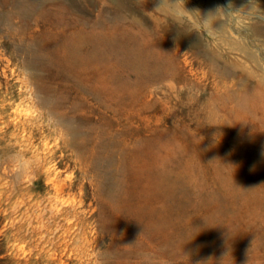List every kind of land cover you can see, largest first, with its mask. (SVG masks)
I'll list each match as a JSON object with an SVG mask.
<instances>
[{
    "label": "rangeland",
    "instance_id": "1",
    "mask_svg": "<svg viewBox=\"0 0 264 264\" xmlns=\"http://www.w3.org/2000/svg\"><path fill=\"white\" fill-rule=\"evenodd\" d=\"M255 3L193 45L155 0H0V157L37 162L0 163V264H264Z\"/></svg>",
    "mask_w": 264,
    "mask_h": 264
},
{
    "label": "clouds",
    "instance_id": "2",
    "mask_svg": "<svg viewBox=\"0 0 264 264\" xmlns=\"http://www.w3.org/2000/svg\"><path fill=\"white\" fill-rule=\"evenodd\" d=\"M249 2L250 8L245 9L241 7L237 9L231 3V0H229L226 5H218L214 10H208L207 14L202 16L199 9H187L185 7L186 0H175L174 3L172 0H155L154 8L151 11L146 10V12L158 14L159 17L163 19L166 27L169 24H175L183 33L187 34L197 32L201 35L202 32L206 31L204 25L211 17H217L216 20L223 19L226 21V24H228L230 21L233 23V25L239 23V21L233 19V14L239 13L240 17L246 18L248 12L251 11V6L253 3H255V0H249ZM145 3L146 0H144V4ZM242 9L245 11H241ZM221 10H223V17L218 16V13H220ZM259 11L264 13V11L260 10V8ZM216 20L212 22V27ZM0 163L10 166L14 173L21 177L26 173L32 172L37 166V162L32 157L19 151H13L3 157H0ZM133 245H126L124 247L130 248ZM100 252L102 253L103 250H100ZM144 258L145 260L152 261L153 264H158V262L154 261V258L150 253L145 254Z\"/></svg>",
    "mask_w": 264,
    "mask_h": 264
},
{
    "label": "bare ground",
    "instance_id": "3",
    "mask_svg": "<svg viewBox=\"0 0 264 264\" xmlns=\"http://www.w3.org/2000/svg\"><path fill=\"white\" fill-rule=\"evenodd\" d=\"M107 1V0H106ZM103 2V1H102ZM110 2V1H109ZM215 8L213 7V6H211V5H208V6H206V8L204 9V11H203V16H205L206 14H207V12H208V10H214ZM137 16V15H136ZM122 17V16H121ZM133 17V16H132ZM118 18H120V17H118ZM116 19V18H115ZM122 19H123V17H122ZM127 19V18H126ZM217 19V17H211L210 19H209V22H211V24H212V22L214 21V20H216ZM84 20V19H83ZM121 21V20H120ZM123 21L125 22V20L123 19L122 20V24H123ZM127 21V20H126ZM137 21V20H136ZM143 22V21H142ZM118 23H120V22H117V24ZM138 23H140V22H137V24ZM113 24V23H112ZM120 25V24H119ZM130 25V24H129ZM136 25V24H135ZM214 27H216L221 33H224V30H225V25H224V23L221 21V19H218V20H216L215 22H214ZM139 26H141V25H139ZM145 26V25H144ZM94 27V26H93ZM217 29H215V30H217ZM140 30H142V29H140ZM145 30H146V28H145ZM148 30V29H147ZM142 32H144V31H142ZM146 34V33H145ZM153 34V33H152ZM157 34V33H156ZM248 35H249V33H248ZM152 36V35H151ZM180 40H182L184 43H186V42H192L193 43V45L195 44L196 45V34H192V35H189V34H187V35H184ZM177 46V45H176ZM209 47V46H208ZM189 50V49H188ZM193 51V50H192ZM221 53V52H220ZM202 56V55H201ZM217 56V55H216ZM221 56V55H220ZM209 57V56H208ZM218 57V56H217ZM237 57V56H236ZM186 58V57H185ZM212 58V57H211ZM228 58H229V56H228ZM234 58V57H233ZM221 60V59H220ZM241 60V59H240ZM211 61V60H210ZM239 61V60H238ZM184 62V61H183ZM213 62V61H212ZM211 62V63H212ZM210 63V64H211ZM240 63V62H239ZM209 64V65H210ZM216 65V64H215ZM221 65V64H220ZM210 68V67H209ZM217 70V69H216ZM231 70V69H230ZM246 69H244V71H245ZM215 72V71H214ZM230 74V73H229ZM238 74V73H237ZM243 75V74H242ZM179 77V76H178ZM232 77V76H231ZM248 77V76H247ZM219 78V77H218ZM242 79H243V77H242ZM160 82V81H159ZM181 82V81H180ZM244 83V82H243ZM232 85V84H231ZM259 85H260V83H259ZM254 87V86H253ZM173 88V87H172ZM177 88V87H176ZM182 88V87H181ZM174 90H175V88H173ZM176 91H177V89H176ZM262 91H264V90H262ZM261 91V92H262ZM174 93V92H173ZM176 93V92H175ZM236 94V93H235ZM187 102V101H186ZM185 103V102H184Z\"/></svg>",
    "mask_w": 264,
    "mask_h": 264
}]
</instances>
